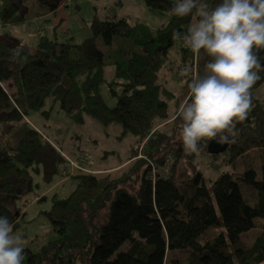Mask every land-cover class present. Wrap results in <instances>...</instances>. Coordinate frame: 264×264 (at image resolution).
<instances>
[{
	"label": "trees",
	"instance_id": "16d2710c",
	"mask_svg": "<svg viewBox=\"0 0 264 264\" xmlns=\"http://www.w3.org/2000/svg\"><path fill=\"white\" fill-rule=\"evenodd\" d=\"M63 1L36 0L38 16L54 14ZM141 1L167 14L177 2ZM29 2L5 0L3 22H24L23 7ZM191 22V17L170 16L169 27L154 37L125 17L96 15L91 35L82 43L73 44L72 37L42 38L34 49L10 35L0 36V216L13 226L18 223L22 213L17 204L35 189L33 173L41 169L46 181L61 172L77 184L68 197L53 196V207L45 214L56 237L37 251L25 248L23 264H167L170 254L175 257L169 264H264V99L255 97L264 71L251 90V111L236 123L227 150L211 155L212 140L199 142L214 160L227 161L228 170L210 179L211 184L200 169L188 180L177 173L179 161L188 157L189 168L196 165L195 153L187 155L174 144L182 122L179 106L191 98L187 84L176 98L160 79L165 56L177 42L173 31H187ZM99 41L113 50L110 82ZM259 56L264 62V50ZM181 59L179 72L189 65L202 76L211 58L182 44ZM104 83L117 99L114 107L101 95ZM50 99L76 122L91 116L104 126L122 125L124 135L133 133L138 141L129 168L116 177L110 172L73 174L60 147L29 118ZM169 124L170 132L158 129ZM167 164L168 175L156 173ZM211 229L217 233L207 237ZM251 233L254 240L247 244Z\"/></svg>",
	"mask_w": 264,
	"mask_h": 264
},
{
	"label": "rangeland",
	"instance_id": "374dc122",
	"mask_svg": "<svg viewBox=\"0 0 264 264\" xmlns=\"http://www.w3.org/2000/svg\"><path fill=\"white\" fill-rule=\"evenodd\" d=\"M22 8L25 13V21L22 23H4L1 13L5 0H0V35H10L21 39L29 48L34 49L42 38L65 40L73 38V44H80L91 35L90 25L96 15L100 18H108L112 15L125 17L131 25H140L141 28L149 30L150 34L157 37L159 29L168 28L170 16L167 13L150 10L141 0H65L54 14L38 16V3L36 0ZM21 13V12H20ZM18 14V12H17ZM119 39L116 40L115 49ZM181 41L169 48L167 57L161 73L160 81L168 87L176 98L181 97L184 78L179 75L178 67L183 65L181 59ZM100 48L105 53L106 69L105 79L110 82L114 77V66L112 64V47H105L99 41ZM162 52V49L160 50ZM179 60V61H178ZM101 95L109 107L117 104V99L111 94L107 83L101 85ZM255 97L264 99V84L255 90ZM40 111H32L29 118L32 124L41 129L54 144L60 147L63 154L72 165L73 174L79 172L106 173L110 172L113 177L123 174L129 167L132 147L136 146L138 138L133 133L124 135L122 125L111 123L104 126L91 116H85L84 122H76L69 117L61 108L59 102H51ZM173 107L171 113L174 114ZM182 122L176 131L175 147L183 148L178 133ZM160 131L172 130L171 124L161 125ZM249 129L246 130L248 132ZM199 150L195 152L194 163L191 169L188 159L179 161L177 173L185 174L187 180L192 177V171L200 169L207 183L210 179L218 178L219 174L228 170L223 158H214L205 153L198 145ZM172 162V160H171ZM257 164L260 162L256 161ZM64 167L60 168L62 171ZM243 170V166L238 167ZM35 189L28 194L23 202H18L21 216L15 224L14 231L18 232L25 243L23 248L37 251L44 243L53 240L56 235L52 231L50 221L45 214L53 207V196L58 194L61 198L68 197L76 188V180L72 175L64 177L57 173L50 181L43 177V171L33 173ZM249 194V193H248ZM213 229L206 234L207 237L215 235ZM254 240V233L245 237L248 244ZM175 255L170 254V258Z\"/></svg>",
	"mask_w": 264,
	"mask_h": 264
},
{
	"label": "clouds",
	"instance_id": "9594fccd",
	"mask_svg": "<svg viewBox=\"0 0 264 264\" xmlns=\"http://www.w3.org/2000/svg\"><path fill=\"white\" fill-rule=\"evenodd\" d=\"M168 15L191 17L187 31L174 30L172 39L211 58L202 76L194 75L189 65L179 72L191 98L178 109L184 153L198 152L205 139L234 142L236 123L251 111V90L264 71L259 56L264 50V0H177ZM24 243L9 218L0 216V264H23Z\"/></svg>",
	"mask_w": 264,
	"mask_h": 264
},
{
	"label": "water",
	"instance_id": "95a60500",
	"mask_svg": "<svg viewBox=\"0 0 264 264\" xmlns=\"http://www.w3.org/2000/svg\"><path fill=\"white\" fill-rule=\"evenodd\" d=\"M228 146L229 143L221 145L212 140L208 146V153L211 155H220L227 150Z\"/></svg>",
	"mask_w": 264,
	"mask_h": 264
},
{
	"label": "built area",
	"instance_id": "2783aa9c",
	"mask_svg": "<svg viewBox=\"0 0 264 264\" xmlns=\"http://www.w3.org/2000/svg\"><path fill=\"white\" fill-rule=\"evenodd\" d=\"M169 170H170V165L167 164L164 168L159 169V170H155V171H156V173L158 172V174L166 176V175H168Z\"/></svg>",
	"mask_w": 264,
	"mask_h": 264
},
{
	"label": "crops",
	"instance_id": "0c3cea01",
	"mask_svg": "<svg viewBox=\"0 0 264 264\" xmlns=\"http://www.w3.org/2000/svg\"><path fill=\"white\" fill-rule=\"evenodd\" d=\"M0 36H2V35H0ZM14 38H16V37H14ZM19 39V38H18ZM20 41H21V39H19Z\"/></svg>",
	"mask_w": 264,
	"mask_h": 264
}]
</instances>
